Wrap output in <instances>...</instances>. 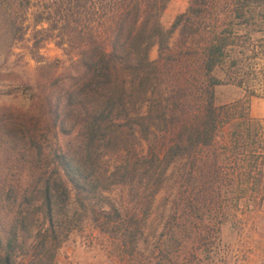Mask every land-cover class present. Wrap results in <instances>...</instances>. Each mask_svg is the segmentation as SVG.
Returning a JSON list of instances; mask_svg holds the SVG:
<instances>
[{
  "label": "trees",
  "instance_id": "trees-1",
  "mask_svg": "<svg viewBox=\"0 0 264 264\" xmlns=\"http://www.w3.org/2000/svg\"><path fill=\"white\" fill-rule=\"evenodd\" d=\"M170 2L0 0V56L32 28L37 63L34 79L0 71L1 83L20 78L0 98L29 99L0 102V264H56L87 218L125 241L140 219L107 209L108 192L137 188L150 207L176 159L189 160L196 186L220 166L225 129L237 144L252 136L243 102L218 104L217 87L244 85L251 44L264 41V0H190L166 28ZM46 41L66 58L44 56Z\"/></svg>",
  "mask_w": 264,
  "mask_h": 264
},
{
  "label": "rangeland",
  "instance_id": "rangeland-1",
  "mask_svg": "<svg viewBox=\"0 0 264 264\" xmlns=\"http://www.w3.org/2000/svg\"><path fill=\"white\" fill-rule=\"evenodd\" d=\"M189 2L171 0L162 17L166 28ZM7 27L0 18V42ZM33 32L30 28L23 40L13 44L8 59L0 56V71L35 78L37 63L30 52ZM177 38L175 32L173 44ZM42 45L41 53L47 58H66L54 42ZM250 48L252 52L238 74L244 85H219L217 103L243 102V113L249 118L242 123L251 125L252 136L237 144L225 129L215 143L223 153L220 166L206 167L205 178H196V186L186 172L189 160L176 159L150 207L136 196L137 188L112 189L107 193V209L112 203L123 213L135 212L139 224L120 241L119 236H109L87 218L63 244L56 264H264V148H259L264 147V41ZM151 56L158 57L157 47ZM0 102L26 107L29 99L21 91L1 97ZM246 147L252 151L245 154Z\"/></svg>",
  "mask_w": 264,
  "mask_h": 264
}]
</instances>
